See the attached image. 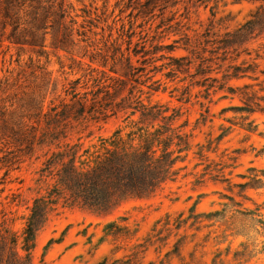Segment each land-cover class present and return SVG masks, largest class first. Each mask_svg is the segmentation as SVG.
<instances>
[{
  "label": "rangeland",
  "instance_id": "374dc122",
  "mask_svg": "<svg viewBox=\"0 0 264 264\" xmlns=\"http://www.w3.org/2000/svg\"><path fill=\"white\" fill-rule=\"evenodd\" d=\"M68 2L73 6L71 16L78 25L83 23L93 46L108 55L115 52L117 57L119 51L130 54L140 70L125 88L134 85V93L145 103L149 100L166 105L168 113L174 109L178 116L173 126L182 125L190 145L182 153L184 159L176 164L180 167L177 178L164 183L149 198L126 200L102 214L76 205L61 206L60 200L36 231L32 263L264 264V223L260 222L264 220V187L252 179L255 174L264 178V109L251 103L255 108L252 112L236 110L244 102L237 96L221 98L225 91L207 96L194 83L199 77L170 72L168 57L189 55V72L193 73L198 63L195 55L182 48L171 51V45L181 46L184 33L192 36L202 31L211 11L215 19L223 18L214 30L223 31L224 26L243 21L254 4L248 0H211L205 6L194 4V0H177L175 5L162 10L156 7L154 14L142 16L137 14V0ZM108 61L107 73L116 76L108 71ZM86 63L88 59L77 52L71 56L47 47V54L38 56L27 47L0 43V77L7 74L10 81L25 84L36 64L51 73L57 91L47 96L46 104L54 96L63 97V90L76 78L80 79V93L94 88ZM92 66L101 69L96 63ZM212 75L220 78V73ZM244 81L253 84L257 95H264L260 90L264 88V75ZM241 83L232 80L227 84ZM5 96L0 92V97ZM257 101L264 106V99ZM125 115L118 112L105 118L100 115L99 119L72 121L66 126L68 140L80 136L88 145L99 137H108L117 127L126 131L129 120ZM249 124L253 130H249ZM46 148H37L32 155L21 154L17 143L3 137L1 129L0 223L5 214L7 226L18 234L28 214L26 204H31L37 190L45 193L46 184L36 181L42 158L36 157ZM5 154L12 156L14 163L2 162ZM12 193L19 194L15 202H11ZM111 221L117 227H107Z\"/></svg>",
  "mask_w": 264,
  "mask_h": 264
},
{
  "label": "trees",
  "instance_id": "16d2710c",
  "mask_svg": "<svg viewBox=\"0 0 264 264\" xmlns=\"http://www.w3.org/2000/svg\"><path fill=\"white\" fill-rule=\"evenodd\" d=\"M210 1L194 0V4L206 6ZM248 1L254 7L243 21L232 27L226 25L223 31L214 30L223 18L215 19L216 14L211 11V18L202 31L192 36L184 33L181 46L171 45V51L182 48L195 55L198 63L193 73L189 72L192 63L189 55L168 57L170 72L199 77L194 83L202 87L207 96L225 91L221 98L237 96L244 102V106L234 109L252 112L255 108L251 103L264 109L257 101L264 99V95H257L253 84L244 81L257 80L264 75V67H261L264 63V0ZM136 3L137 14L147 16L154 14L156 7L162 10L175 5L177 0H137ZM72 9L68 0H0V43L7 41L20 49L27 47L38 56L47 54V47L71 56L77 52L88 59L87 74L93 77L94 84V88L80 93L77 90L80 79L76 78L63 90V97L54 96L46 104L47 96L56 93L57 83L43 65H34L31 78L25 84L10 81L7 74L0 77V92L6 94L0 97V133L2 129L3 137L15 141L21 154L32 155L37 148L47 146L42 155L36 157H42L36 181L46 184L45 193L37 190L31 204H26L28 214L19 234L10 230L2 214L0 264H33L31 249L36 231L46 222L48 213L56 210L60 200L61 206L76 205L102 214L126 200L149 198L164 183L177 178L180 167L176 164L189 149L188 134L182 132V125L173 126L178 116L174 109L168 113L166 105L149 100L145 103L134 93V85L125 88L140 70L133 65L130 54L119 51L117 57L115 52L108 55L93 46L83 23L78 25L71 16ZM29 59L32 63V58ZM108 60V71L116 76L107 73ZM93 63L101 69L92 66ZM213 72L220 73V78L212 75ZM232 80L242 83L227 84ZM118 112L126 113L128 130L117 127L108 137H99L88 145L80 136L68 140V123L99 119L100 115L105 118ZM134 115L137 118H131ZM249 125V130H253ZM14 161L7 154L2 158L7 165ZM252 179L264 187V178L258 174ZM12 195L11 202L17 201L19 194ZM112 226H116L114 221L107 224V227Z\"/></svg>",
  "mask_w": 264,
  "mask_h": 264
}]
</instances>
